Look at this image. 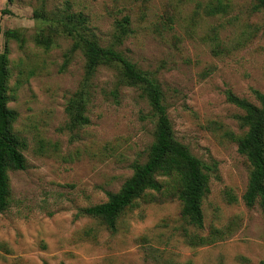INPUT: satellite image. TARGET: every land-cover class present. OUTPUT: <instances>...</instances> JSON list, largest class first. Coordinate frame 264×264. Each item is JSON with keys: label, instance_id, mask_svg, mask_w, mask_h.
<instances>
[{"label": "rangeland", "instance_id": "1", "mask_svg": "<svg viewBox=\"0 0 264 264\" xmlns=\"http://www.w3.org/2000/svg\"><path fill=\"white\" fill-rule=\"evenodd\" d=\"M208 2L0 0L7 106L17 114L13 132L26 164L7 172L0 264H264V212L242 201L250 172L237 152L244 113L228 100L230 93L258 105L254 91L264 94V17L253 11L255 0H224L225 12L208 17ZM38 11L81 14L100 47L159 83L175 139L211 169L201 228L182 218L178 200L140 199L114 232L82 214L146 162L154 123L141 88L126 82L119 65H102L87 90L89 124L75 125L66 107L81 89L85 58L63 35L48 50L37 46L36 35L46 33ZM125 18L128 33L117 39Z\"/></svg>", "mask_w": 264, "mask_h": 264}, {"label": "trees", "instance_id": "2", "mask_svg": "<svg viewBox=\"0 0 264 264\" xmlns=\"http://www.w3.org/2000/svg\"><path fill=\"white\" fill-rule=\"evenodd\" d=\"M223 1L209 0L202 8L204 14L208 17L223 14L227 9ZM252 9L255 12H262L264 17V0H255ZM34 17L42 21L46 27V33L42 30L34 39L37 46L48 50L54 44V37L63 35L72 41L70 51L79 50L84 55L85 74L81 89L66 107L75 125L89 124L84 116L87 90L92 77L102 65H119L126 82L130 86L141 88L154 123V141L146 162L132 165V176L124 182L118 192L106 193L107 200L104 203L88 207L82 214L99 220L107 229L114 232L119 216L126 209L135 206L136 201L147 199L149 202L161 203L178 200L181 203L182 218L191 226L201 228L203 224L201 205L208 193L211 169L175 139L159 83L113 48L100 47L86 33V20L81 14L63 12L50 17L44 11H38ZM128 23V18H125L119 24L120 35L117 39L128 33ZM7 36L19 40L17 32L10 31ZM4 49V52H0V213L6 211L9 206L7 172L22 171L26 166L21 152L24 142L13 132L17 114L7 106L10 71L8 50ZM254 96L258 105L230 93L228 100L244 113L240 118V125L246 132L237 141V152L247 160L250 172L242 201L246 207L258 206L264 212V94L254 91ZM158 177H165L170 181L164 187L157 181ZM151 193L159 195L154 197Z\"/></svg>", "mask_w": 264, "mask_h": 264}]
</instances>
